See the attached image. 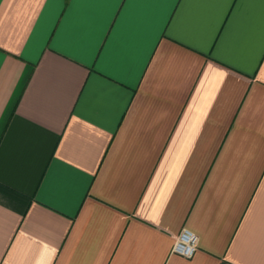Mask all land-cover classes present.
I'll return each mask as SVG.
<instances>
[{"label": "crops", "instance_id": "1", "mask_svg": "<svg viewBox=\"0 0 264 264\" xmlns=\"http://www.w3.org/2000/svg\"><path fill=\"white\" fill-rule=\"evenodd\" d=\"M0 264H264V0H0Z\"/></svg>", "mask_w": 264, "mask_h": 264}, {"label": "built area", "instance_id": "2", "mask_svg": "<svg viewBox=\"0 0 264 264\" xmlns=\"http://www.w3.org/2000/svg\"><path fill=\"white\" fill-rule=\"evenodd\" d=\"M197 248V236L187 228H182L172 246V252L190 257Z\"/></svg>", "mask_w": 264, "mask_h": 264}, {"label": "snow or ice", "instance_id": "3", "mask_svg": "<svg viewBox=\"0 0 264 264\" xmlns=\"http://www.w3.org/2000/svg\"><path fill=\"white\" fill-rule=\"evenodd\" d=\"M108 2L115 3V5H116L117 8L120 7V0H108ZM218 2L228 3L229 0H218Z\"/></svg>", "mask_w": 264, "mask_h": 264}]
</instances>
